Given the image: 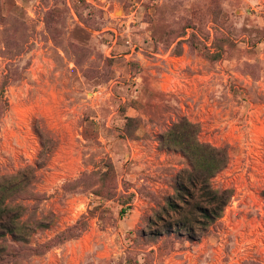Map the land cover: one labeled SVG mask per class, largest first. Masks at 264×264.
Instances as JSON below:
<instances>
[{
    "label": "rangeland",
    "instance_id": "374dc122",
    "mask_svg": "<svg viewBox=\"0 0 264 264\" xmlns=\"http://www.w3.org/2000/svg\"><path fill=\"white\" fill-rule=\"evenodd\" d=\"M4 75L0 264H264V0H0ZM181 119L228 156L206 226Z\"/></svg>",
    "mask_w": 264,
    "mask_h": 264
},
{
    "label": "trees",
    "instance_id": "16d2710c",
    "mask_svg": "<svg viewBox=\"0 0 264 264\" xmlns=\"http://www.w3.org/2000/svg\"><path fill=\"white\" fill-rule=\"evenodd\" d=\"M8 83L7 75H4L0 81V107L4 108L8 105L7 98L5 96V88ZM197 126L196 124L181 119L162 137V142L167 147L175 148L183 153L190 161V168L182 170L178 174L175 196L170 197L167 201L168 210L181 215V207L178 201H184L185 197H191L192 190L197 189L201 196L209 202L208 207H200L197 209V219L201 217L203 220L200 222L206 226L207 222H213L216 218L220 217L224 206L228 202L229 193L227 189L217 190L211 186L210 179L221 169H223L227 163L228 156L224 148L212 146L209 143L199 142L196 138ZM111 171L113 169L111 167ZM108 171L102 173L107 174ZM15 185L0 184V220L6 217L8 212V204L4 202V196L6 190L13 188ZM264 194V193H263ZM172 198V199H171ZM178 216V217H179ZM196 220V217H195ZM2 222L0 221V225ZM14 222L11 221V225L8 223L5 228L9 232H17L14 226ZM185 224H178L177 221L172 223V229H176L177 232L186 231L190 238H193L194 231L192 226Z\"/></svg>",
    "mask_w": 264,
    "mask_h": 264
}]
</instances>
